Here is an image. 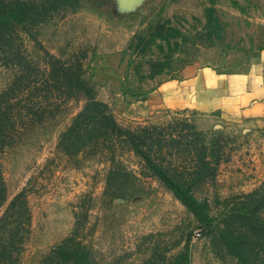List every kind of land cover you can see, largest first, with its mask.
<instances>
[{
  "label": "rangeland",
  "instance_id": "rangeland-1",
  "mask_svg": "<svg viewBox=\"0 0 264 264\" xmlns=\"http://www.w3.org/2000/svg\"><path fill=\"white\" fill-rule=\"evenodd\" d=\"M255 50L264 0H0V264H264V120L198 97Z\"/></svg>",
  "mask_w": 264,
  "mask_h": 264
},
{
  "label": "crops",
  "instance_id": "crops-1",
  "mask_svg": "<svg viewBox=\"0 0 264 264\" xmlns=\"http://www.w3.org/2000/svg\"><path fill=\"white\" fill-rule=\"evenodd\" d=\"M245 56L244 73L213 70V88L206 91L205 84H202L198 97L205 100L207 95L212 99L208 108L214 112L217 108L220 109L230 120L259 122L264 120V50L251 51ZM201 77L202 79L198 75V82H205V79L209 81L206 76L205 79L204 76ZM176 87H168L172 95L177 93Z\"/></svg>",
  "mask_w": 264,
  "mask_h": 264
},
{
  "label": "trees",
  "instance_id": "trees-1",
  "mask_svg": "<svg viewBox=\"0 0 264 264\" xmlns=\"http://www.w3.org/2000/svg\"><path fill=\"white\" fill-rule=\"evenodd\" d=\"M96 104L101 105L100 103H97V102ZM103 115L107 120L114 123V121L109 117L108 113L105 112V114ZM3 119L4 118H0L1 121ZM4 131L5 129L3 131L0 130L1 137L4 134ZM72 131H74L75 133L77 129H71L69 132L71 133ZM164 177L168 179V183L171 185V187H173L179 192L180 196L186 202L189 203L190 207L200 216V218L205 217L204 210L202 209L200 205H198L194 201L193 197L190 194H188L187 192H183L182 189L180 188V185L177 184L175 181L169 179L165 174H164ZM0 185H1V182H0ZM2 192H5V190L2 191L1 189L0 191L1 201L5 199L4 196L1 195ZM12 206H15V205H12ZM249 227L250 229H252V231L254 230V232H260V231L264 232V221L257 222L256 224L250 225ZM233 234H235V232H233ZM242 247L245 251V247H247L246 243L243 244ZM250 258H251V255L247 254V259L250 260ZM43 264H91V263L88 260V251L86 247L82 245L81 242H76L74 241L72 237H68L62 243L54 247V249L52 250V252L47 257L46 261Z\"/></svg>",
  "mask_w": 264,
  "mask_h": 264
}]
</instances>
